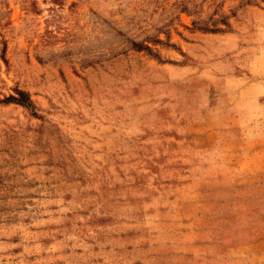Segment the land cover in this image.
<instances>
[{"label": "rangeland", "instance_id": "obj_1", "mask_svg": "<svg viewBox=\"0 0 264 264\" xmlns=\"http://www.w3.org/2000/svg\"><path fill=\"white\" fill-rule=\"evenodd\" d=\"M0 264H264V0H0Z\"/></svg>", "mask_w": 264, "mask_h": 264}, {"label": "trees", "instance_id": "obj_2", "mask_svg": "<svg viewBox=\"0 0 264 264\" xmlns=\"http://www.w3.org/2000/svg\"><path fill=\"white\" fill-rule=\"evenodd\" d=\"M147 50H150L149 47H145ZM18 93V96H13V95H10L7 97L6 100L8 101H16L20 104H23V105H30V103L32 102L28 96V94L25 92V91H22V90H18L16 91Z\"/></svg>", "mask_w": 264, "mask_h": 264}]
</instances>
